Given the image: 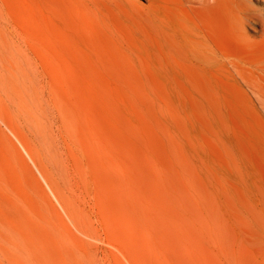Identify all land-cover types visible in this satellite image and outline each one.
Returning a JSON list of instances; mask_svg holds the SVG:
<instances>
[{
    "label": "rangeland",
    "instance_id": "obj_1",
    "mask_svg": "<svg viewBox=\"0 0 264 264\" xmlns=\"http://www.w3.org/2000/svg\"><path fill=\"white\" fill-rule=\"evenodd\" d=\"M0 264H264V0H0Z\"/></svg>",
    "mask_w": 264,
    "mask_h": 264
}]
</instances>
